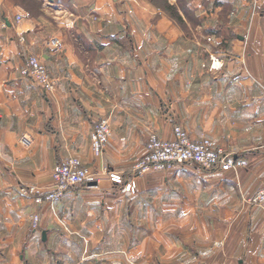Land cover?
<instances>
[{
    "label": "crops",
    "instance_id": "0c3cea01",
    "mask_svg": "<svg viewBox=\"0 0 264 264\" xmlns=\"http://www.w3.org/2000/svg\"><path fill=\"white\" fill-rule=\"evenodd\" d=\"M26 1L34 12L0 0V264H264V211L249 200L264 187V0ZM28 54L53 90L21 76ZM178 124L247 164L139 173L149 138ZM76 156L93 185L37 202Z\"/></svg>",
    "mask_w": 264,
    "mask_h": 264
},
{
    "label": "built area",
    "instance_id": "2783aa9c",
    "mask_svg": "<svg viewBox=\"0 0 264 264\" xmlns=\"http://www.w3.org/2000/svg\"><path fill=\"white\" fill-rule=\"evenodd\" d=\"M23 60L19 70L21 76L31 79L44 91L48 92L54 89L56 79L51 76L41 59L33 54H28ZM221 64V59L219 60L213 55L210 56V68L217 69L221 67ZM173 128V136L169 139H162L156 135L149 138L144 152L137 162L136 169L139 173L150 171V169L165 171V169L180 165H196L206 170L224 171L247 164L244 158H238L218 147L216 142L209 137L192 139L188 131L181 125H175ZM91 131L90 146L92 152L96 156L101 155L111 134L107 118L97 121ZM21 140L25 141L26 137L23 136ZM104 172L113 183L122 184L125 191H135L136 185L132 178L124 181L122 175L112 172L107 167L104 168ZM52 177V187L44 194L37 195L35 198L37 202L58 201L68 189L77 186L91 187L96 179L78 157H68L63 159L61 163H57L53 167ZM20 191L24 194H32L36 190L34 185H27L21 186ZM249 200L253 206L256 205L264 211V187L257 189ZM38 219V215L33 213V227L37 226Z\"/></svg>",
    "mask_w": 264,
    "mask_h": 264
},
{
    "label": "rangeland",
    "instance_id": "374dc122",
    "mask_svg": "<svg viewBox=\"0 0 264 264\" xmlns=\"http://www.w3.org/2000/svg\"><path fill=\"white\" fill-rule=\"evenodd\" d=\"M161 1H162V0H161ZM164 1H165V0H163V3H164ZM22 2H23V3H27L26 0H22ZM27 5H28V8H29L32 12H34V8H33L34 5L31 4V3H29V2L27 3ZM194 23H196V21H195V19H193V17H191L190 20L188 21V24H189V25H194ZM93 154H94V153H93ZM76 157H77V156H76ZM90 172H91V173L93 174V176H94L95 173H94L93 171H90ZM51 177H52V175H51ZM37 215H38V214H37ZM38 218H39V216H38ZM29 219H30L29 222H31V223H30L31 228H33V229L36 228V227L38 226V224H39V222H38L39 219H38V221H37L38 224H37L36 227H33L34 224H33V222H32V215L30 216Z\"/></svg>",
    "mask_w": 264,
    "mask_h": 264
},
{
    "label": "trees",
    "instance_id": "16d2710c",
    "mask_svg": "<svg viewBox=\"0 0 264 264\" xmlns=\"http://www.w3.org/2000/svg\"><path fill=\"white\" fill-rule=\"evenodd\" d=\"M165 9H167L170 12V14L174 13V10L168 5L165 6Z\"/></svg>",
    "mask_w": 264,
    "mask_h": 264
}]
</instances>
